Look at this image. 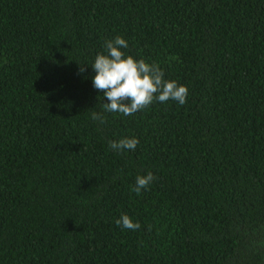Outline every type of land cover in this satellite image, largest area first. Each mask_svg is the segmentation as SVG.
<instances>
[{
	"label": "trees",
	"instance_id": "16d2710c",
	"mask_svg": "<svg viewBox=\"0 0 264 264\" xmlns=\"http://www.w3.org/2000/svg\"><path fill=\"white\" fill-rule=\"evenodd\" d=\"M117 35L187 102L104 112ZM0 264H264V0H0Z\"/></svg>",
	"mask_w": 264,
	"mask_h": 264
},
{
	"label": "clouds",
	"instance_id": "9594fccd",
	"mask_svg": "<svg viewBox=\"0 0 264 264\" xmlns=\"http://www.w3.org/2000/svg\"><path fill=\"white\" fill-rule=\"evenodd\" d=\"M128 47L127 40L120 35L106 40L104 51L97 53L91 65L95 72L92 78L93 87L103 93L102 97L109 101L102 103L104 112L132 116L157 101L164 103L174 100L180 105L187 102L189 89L186 85L179 84L176 80L165 79V72L159 64L149 63L144 58L136 59L122 51ZM170 59L179 58L174 56ZM84 70L83 67L80 68L81 72ZM91 119L103 124L106 118L102 113L93 111ZM138 143L139 140L135 137H125L109 141V147L116 152L134 151ZM153 179L151 171L146 175H138L132 191L140 195ZM116 224L133 231L141 226L125 213L116 220Z\"/></svg>",
	"mask_w": 264,
	"mask_h": 264
}]
</instances>
